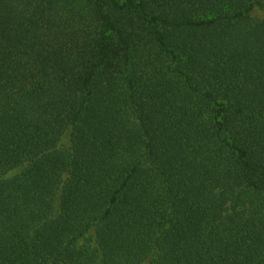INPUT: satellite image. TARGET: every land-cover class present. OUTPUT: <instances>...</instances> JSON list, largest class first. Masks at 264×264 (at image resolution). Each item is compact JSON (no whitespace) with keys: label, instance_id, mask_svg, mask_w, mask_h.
Masks as SVG:
<instances>
[{"label":"trees","instance_id":"trees-1","mask_svg":"<svg viewBox=\"0 0 264 264\" xmlns=\"http://www.w3.org/2000/svg\"><path fill=\"white\" fill-rule=\"evenodd\" d=\"M264 0H0V264H264Z\"/></svg>","mask_w":264,"mask_h":264},{"label":"rangeland","instance_id":"rangeland-1","mask_svg":"<svg viewBox=\"0 0 264 264\" xmlns=\"http://www.w3.org/2000/svg\"><path fill=\"white\" fill-rule=\"evenodd\" d=\"M253 15L258 19H262L264 17V11L260 6H256Z\"/></svg>","mask_w":264,"mask_h":264}]
</instances>
